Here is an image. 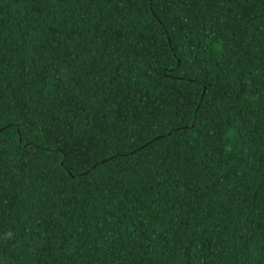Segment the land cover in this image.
I'll return each instance as SVG.
<instances>
[{"label": "trees", "instance_id": "16d2710c", "mask_svg": "<svg viewBox=\"0 0 264 264\" xmlns=\"http://www.w3.org/2000/svg\"><path fill=\"white\" fill-rule=\"evenodd\" d=\"M0 264H264V0H0Z\"/></svg>", "mask_w": 264, "mask_h": 264}, {"label": "water", "instance_id": "95a60500", "mask_svg": "<svg viewBox=\"0 0 264 264\" xmlns=\"http://www.w3.org/2000/svg\"><path fill=\"white\" fill-rule=\"evenodd\" d=\"M204 92H205V89H204ZM204 95V94H203Z\"/></svg>", "mask_w": 264, "mask_h": 264}]
</instances>
